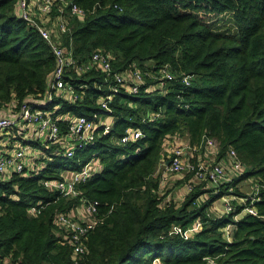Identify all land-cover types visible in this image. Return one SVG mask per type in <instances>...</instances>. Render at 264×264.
I'll return each mask as SVG.
<instances>
[{
  "label": "trees",
  "instance_id": "obj_1",
  "mask_svg": "<svg viewBox=\"0 0 264 264\" xmlns=\"http://www.w3.org/2000/svg\"><path fill=\"white\" fill-rule=\"evenodd\" d=\"M70 2L86 12L64 13L68 30L53 29L54 37L79 65L90 63L93 52L109 53L112 72L106 75L98 64L70 68L64 82L76 97L51 90L42 108L60 133L69 118L83 116L94 122V136L72 157L59 143L41 148L26 157L28 173L0 180V259L73 264L56 218L86 200L97 201V220L79 264H264V189L255 188L264 185V0ZM58 14L54 7L41 21L50 27ZM218 16L229 19L222 30L207 23ZM54 67L50 47L21 16L17 0H0V115L16 114L24 100L44 102ZM164 67L171 79L161 74ZM134 69L143 77L136 93L113 78V71ZM104 99L108 110L101 108ZM129 129L142 136L121 143ZM10 131L25 144L16 128ZM183 137L201 152L207 139L215 140L213 163L232 173L218 187L205 182L187 191L181 182L166 202L158 167L169 159L165 145ZM39 142L28 143L36 148ZM93 160L100 168L76 185L77 196L44 186ZM224 196L235 197L231 211L223 201V212L215 213L214 202ZM247 206L256 214L244 212ZM196 220L200 228L184 234Z\"/></svg>",
  "mask_w": 264,
  "mask_h": 264
},
{
  "label": "built area",
  "instance_id": "obj_2",
  "mask_svg": "<svg viewBox=\"0 0 264 264\" xmlns=\"http://www.w3.org/2000/svg\"><path fill=\"white\" fill-rule=\"evenodd\" d=\"M57 5V6H56ZM17 6L20 11L21 16L28 20L34 27L38 30L42 39L50 47L54 58H55V67L52 71L48 83V93L46 99L42 103L34 102L31 100H24L17 111L16 114H4L0 115V139L3 136L7 135V132L10 129L16 128L19 133L22 135L31 134L37 138L35 140L41 141L40 147L33 148L32 144H23L18 140L19 144L14 147H11L9 150L0 151V180H3L9 177L13 173L25 174L31 170V165L26 159V151H30L32 156H38V151L41 148L47 149L50 145L59 143L61 147L64 148V153L67 157H72L75 148L79 149L85 145L89 140L93 139L94 136V122L87 117L77 116L74 118H69V127L66 133L61 134L59 128L56 125L51 112L44 110V107L51 100V90H65L69 97L74 99L76 97L74 90L69 88L64 82V74L70 68L75 70H86L95 64H98L101 71L110 75L112 72L111 68V55L109 53L102 52H93L90 58V63L88 64H77L76 60L72 57V52L70 49L62 46L59 40L54 37L53 29L58 32L64 33L68 30L63 19V14L68 13L69 15H78L82 16L84 14V9L78 5L71 3L70 0H17ZM57 7L59 12L55 20L50 24V27H47L42 23L41 20L49 14L52 8ZM39 20V22L37 21ZM41 21V23H40ZM167 67V66H166ZM164 67L161 70V74L171 79V73ZM113 78L116 82V85L125 86L129 84L128 90L132 93H136L138 86L142 82V72L139 69L127 70L125 72H114ZM186 84H189L186 81ZM101 108L108 110L107 101L104 99L101 101ZM109 126H106L104 133L108 132ZM12 134V132H11ZM21 135V138H22ZM142 134L140 130H127L126 134L120 137L121 143H127L129 140L137 139L141 137ZM17 136L14 134L13 138ZM4 138V137H3ZM177 145L175 150L171 151V156L166 163H162L161 169H158V174L160 173V186L163 188V182H165L171 174H180L182 171L186 173H192L191 180L185 181L182 185L187 191L192 190L195 181L203 183H209L211 187H218L221 182H227L230 180L227 169L225 166L219 163H211L212 165H202L200 162H192L191 157L193 152H201V146L196 148L185 144V146ZM204 149H209L211 151L216 150L217 144L213 139H207ZM200 149V150H199ZM186 150H192L193 152ZM230 156L234 160L232 163L233 169L240 173L239 163L234 159V152H229ZM91 167L89 164H86L80 171L64 172L61 179L58 180H47L43 184L47 188H52L56 190L60 196L63 197H74L78 195L76 190V185L84 182L87 176L90 175ZM263 188L264 185L258 186L255 185V188ZM257 194L255 190L254 195ZM167 196L170 197L169 195ZM225 197V196H224ZM228 198H223L225 202L224 211H231L230 199L235 197L227 196ZM252 202L255 200L252 197ZM240 199L239 201H242ZM97 201H86L82 200L80 205L72 208L70 211L59 213L56 218V224L60 227L61 237L67 240L72 246V257L73 264H79L81 258L86 252V246L84 244V239L87 232L95 225L96 223V214H97ZM85 213L84 218H76L73 213L78 209H82ZM30 211H35L34 207L30 208ZM244 212L255 215L256 212L252 207H245ZM200 222L196 220L192 226L187 227L183 232L188 235L192 232L193 229L200 228ZM231 225L225 227V232H228V229ZM173 230L182 231L179 227H174ZM66 242V241H64ZM10 258L0 259V264H9Z\"/></svg>",
  "mask_w": 264,
  "mask_h": 264
},
{
  "label": "rangeland",
  "instance_id": "obj_3",
  "mask_svg": "<svg viewBox=\"0 0 264 264\" xmlns=\"http://www.w3.org/2000/svg\"><path fill=\"white\" fill-rule=\"evenodd\" d=\"M57 6V5H56ZM66 14H68V13H66ZM69 15V14H68ZM207 23H209V24H213V28L214 29H220V30H222V29H224V27H226L228 24H229V19H228V17H226V16H223V18L221 17V16H218V17H215V18H209V19H207ZM4 137V138H3ZM2 138H3V141H4V143H6V141H5V138H8V140H9V142H12L13 141V137L11 136V134H7L6 136H3ZM2 138L0 139V142H2ZM35 138H37V137H35V136H33V135H31L30 133L27 135V134H25V135H22V141L23 142H25L26 144H29L28 142H30V141H32V140H34V142H36V140H35ZM16 141V139L14 140V142ZM40 143H41V141H40ZM181 144V146H185V144L184 143H180ZM180 144H177V145H180ZM180 146V147H181ZM175 150V145H171V146H168V145H165V151H168V157L170 156V154H171V151L173 152ZM200 150V149H199ZM208 150V149H207ZM187 151H190V152H193L192 150H186V153H187ZM206 151V150H205ZM199 155H201V154H199ZM192 155H189V157H191ZM94 162H96V160H93ZM199 161H201L200 163L202 164V165H212L211 163L213 162L212 160H210V159H205V160H203V159H200ZM227 163H229V162H227L226 161V166H227ZM161 167V166H160ZM159 167V168H160ZM227 172L228 173H232V170L231 169H229V167L227 168ZM192 173H186V171H182V173H180V174H177V175H172V176H170L165 182H163V189H162V192L163 193H168L167 195H169V196H171V195H173V190H174V192L176 191V187L177 186H180L181 184V182L184 184L185 183V180L187 179V178H189L190 177V175H191ZM228 181V180H227ZM226 182V181H225ZM203 183H205V182H203ZM246 183H248V182H246ZM245 182H244V184H246ZM241 184V183H240ZM239 184V186L241 187V185ZM208 186H210V184L208 183ZM173 189V190H172ZM246 192H249L248 190L246 191ZM223 198H228L227 196H225V197H223ZM220 205H222V204H220Z\"/></svg>",
  "mask_w": 264,
  "mask_h": 264
},
{
  "label": "crops",
  "instance_id": "obj_4",
  "mask_svg": "<svg viewBox=\"0 0 264 264\" xmlns=\"http://www.w3.org/2000/svg\"><path fill=\"white\" fill-rule=\"evenodd\" d=\"M7 134H11V131H9V132H7ZM11 136L12 137H14V134H11ZM16 138H14L13 139V141L12 142H9V140H8V138H5V141H6V143H4V141H3V138H2V142H0V151H4V150H9L11 147H14V146H16L17 144H19V142H18V139H16V141L14 142V140H15ZM188 139H186L185 137H183V138H176V139H173L172 141H170L169 142V144H168V146H171V145H175V146H177V144H180V143H184V144H188ZM206 150V149H205ZM168 152V151H167ZM25 154H26V157H27V159L29 160L30 158H31V156H32V153L30 152V151H26L25 152ZM199 154H201V155H199ZM168 155V154H167ZM195 159H197V160H200V159H203V160H205V159H210V160H212V161H215L214 159H215V155H214V153H213V151H211V150H206V151H202V152H200V153H193V155H192ZM29 163V162H28ZM90 167H91V170H92V168H96V171L97 170H99V168H100V164H99V162L98 161H96V162H91L90 164ZM158 169H161V167L159 168L158 167ZM229 175V174H228ZM195 183H196V185L197 184H201L200 182H197V181H195ZM181 184V183H180ZM241 185V187H243L244 189H248V186H247V184H244L243 182L240 184ZM181 188V185L180 186H177L176 187V191H178L179 189ZM173 190V189H172ZM175 190V189H174ZM174 190H173V194H174ZM175 191V192H176ZM222 202H223V200H222V198L220 199V200H218V201H215L214 202V204H213V210H215L214 212L215 213H219V212H223V204H222ZM220 204H222V205H220ZM73 215L76 217V218H84L85 217V213H84V211H83V208L82 209H78L77 211H75L74 213H73ZM153 264H159L158 263V261H154L153 262Z\"/></svg>",
  "mask_w": 264,
  "mask_h": 264
}]
</instances>
